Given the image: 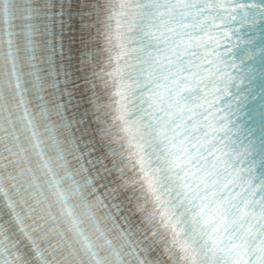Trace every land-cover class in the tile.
Wrapping results in <instances>:
<instances>
[{
	"label": "snow or ice",
	"instance_id": "obj_1",
	"mask_svg": "<svg viewBox=\"0 0 264 264\" xmlns=\"http://www.w3.org/2000/svg\"><path fill=\"white\" fill-rule=\"evenodd\" d=\"M257 60L264 0H0V264H264Z\"/></svg>",
	"mask_w": 264,
	"mask_h": 264
}]
</instances>
